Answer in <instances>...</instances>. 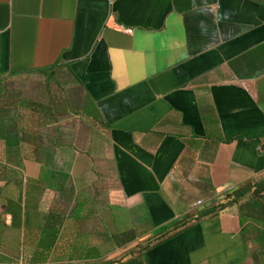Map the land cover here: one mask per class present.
<instances>
[{"label": "crops", "instance_id": "0c3cea01", "mask_svg": "<svg viewBox=\"0 0 264 264\" xmlns=\"http://www.w3.org/2000/svg\"><path fill=\"white\" fill-rule=\"evenodd\" d=\"M262 180L264 0H0V264H264Z\"/></svg>", "mask_w": 264, "mask_h": 264}, {"label": "trees", "instance_id": "16d2710c", "mask_svg": "<svg viewBox=\"0 0 264 264\" xmlns=\"http://www.w3.org/2000/svg\"><path fill=\"white\" fill-rule=\"evenodd\" d=\"M20 154L18 152H7V159H11V160H15L17 161L19 159ZM250 189H253V193H256L257 191H262L264 189V180L253 184L252 186L249 187ZM235 192H227L222 198L221 200H226L222 203H218L216 207L219 208H223L226 207L227 205L231 204L232 202L236 201L237 199H239L240 197H242V195H244L245 193L243 192L242 194H240V196H234ZM220 202V201H219ZM187 217L171 224L169 227H166L164 229L158 230L156 231L148 240H146L145 242H143L141 245H144L145 243H150V242H159L162 241L166 238H168L171 234V230H174L178 227H182L187 225ZM43 236H45L43 234ZM118 239H124L125 242L132 240L131 237H125V234H119ZM124 242V243H125ZM5 251V250H4ZM9 257L4 256L3 254L0 255V260H9ZM11 260V259H10ZM134 262H129V264H133Z\"/></svg>", "mask_w": 264, "mask_h": 264}, {"label": "built area", "instance_id": "2783aa9c", "mask_svg": "<svg viewBox=\"0 0 264 264\" xmlns=\"http://www.w3.org/2000/svg\"><path fill=\"white\" fill-rule=\"evenodd\" d=\"M126 31H127L128 33H131V32H132V30H131V29H127Z\"/></svg>", "mask_w": 264, "mask_h": 264}]
</instances>
